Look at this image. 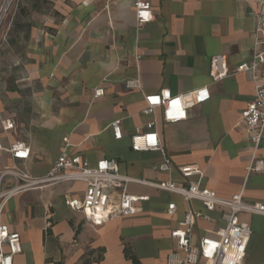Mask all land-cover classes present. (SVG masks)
I'll return each instance as SVG.
<instances>
[{"label": "crops", "instance_id": "obj_1", "mask_svg": "<svg viewBox=\"0 0 264 264\" xmlns=\"http://www.w3.org/2000/svg\"><path fill=\"white\" fill-rule=\"evenodd\" d=\"M149 2L154 19L138 31L125 0L12 1L0 25V116L15 123L9 141L30 148V158L19 167L34 177L45 175L67 138L70 155L90 164L113 158L124 176L181 183L177 168L194 165L216 196L241 193L246 203L264 204V170L248 172L254 160L264 166V139L254 147L239 125L254 81L243 72L216 82L209 75L213 56L224 55L231 72L250 59L263 0ZM127 79H138L139 88L126 89ZM204 86L209 100L189 110L186 120L165 124L160 110L155 113L174 169L171 175L153 171L160 153L130 148V136L151 119L141 113L143 96L163 89L179 95ZM96 88L104 90L102 97H93ZM114 121L120 140L110 129ZM0 139L7 144L1 132ZM12 164L9 154L0 152V169ZM84 188L64 182L22 191L6 202L2 222L20 235L22 245L13 264H166L176 251L170 231L187 208L178 196L128 184L130 194L149 200L137 204L132 217L93 226L64 204L66 198H81ZM170 202L177 208L173 216L165 213ZM251 217L240 215L247 223ZM255 217L263 226L264 216ZM213 227L198 220L193 242ZM259 253L252 232L246 262L264 263Z\"/></svg>", "mask_w": 264, "mask_h": 264}, {"label": "built area", "instance_id": "obj_2", "mask_svg": "<svg viewBox=\"0 0 264 264\" xmlns=\"http://www.w3.org/2000/svg\"><path fill=\"white\" fill-rule=\"evenodd\" d=\"M5 0L2 2L4 3ZM11 1V0H10ZM8 2L7 6L9 5ZM134 10L135 26L140 31L153 19L152 5L149 0H125ZM0 6V22L4 11ZM6 6V7H7ZM243 72L254 81L252 99L240 113L239 125L247 133L254 147L264 139V0L255 18L254 45L248 61L240 63L231 72L224 55L213 56L210 60L209 75L213 82ZM124 86L128 90L138 89V79H127ZM104 95L102 88H96L94 98ZM210 98L207 87H200L179 95H172L167 89L157 93L145 94L142 115L151 117L145 129H137L130 136V148L135 153L159 152L161 159L152 165V170L171 175L173 165L164 151L156 130L155 113L160 110L165 124H174L187 119V112ZM11 119L0 116V132L7 144L0 139V152L9 154L13 164L0 169V264H13L15 256L22 253L21 238L17 232L10 231L2 222V212L6 202L14 195L29 189H38L64 182L84 184L81 198H66L64 204L73 211L80 212L85 221L93 226H101L111 221L132 217L139 211L137 204L149 200L148 196H138L127 191L128 184H139L178 196L187 207L183 218L170 231L176 251L168 254L166 264H198L200 260L209 264H246V254L252 236L249 223L240 215L264 216V204L246 203L242 194L231 198H221L204 187L203 172L194 165L177 168L181 183L171 179L166 181H147L134 179L120 174L118 163L113 158L100 159L90 164L78 155L67 152L68 139L64 138V150L59 154L49 172L34 177L19 167L30 158V148L23 141H9V134L15 131ZM114 140L122 138L118 121L110 124ZM261 160H254L248 172H262ZM117 192V193H116ZM200 205L197 210L192 204ZM177 211L173 202L167 204L166 215L173 216ZM198 220L213 224V228L203 229L199 238L193 242V232ZM178 252L182 253V257ZM264 264V263H254Z\"/></svg>", "mask_w": 264, "mask_h": 264}, {"label": "rangeland", "instance_id": "obj_3", "mask_svg": "<svg viewBox=\"0 0 264 264\" xmlns=\"http://www.w3.org/2000/svg\"><path fill=\"white\" fill-rule=\"evenodd\" d=\"M3 1V0H2ZM13 0L10 1L9 5L6 7V10L4 11L3 13V16H2V19H1V22H0V25L2 23V20L4 18V14L5 12L8 10L10 4L12 3ZM3 3V2H2ZM247 220V219H246ZM259 219H256L255 216L251 217V220H247L249 222V224L252 225V232H253V243L255 245V247H257L260 251L259 253V257L262 258L264 260V224L263 226L260 227L259 223L256 225L257 221ZM257 221V222H256ZM261 223H264V221H260ZM252 262H246V264H250Z\"/></svg>", "mask_w": 264, "mask_h": 264}, {"label": "bare ground", "instance_id": "obj_4", "mask_svg": "<svg viewBox=\"0 0 264 264\" xmlns=\"http://www.w3.org/2000/svg\"><path fill=\"white\" fill-rule=\"evenodd\" d=\"M7 2H8V0H5L4 3L2 4L3 10L6 8V6H7V4H8ZM5 5H6V6H5ZM4 6H5V7H4Z\"/></svg>", "mask_w": 264, "mask_h": 264}]
</instances>
